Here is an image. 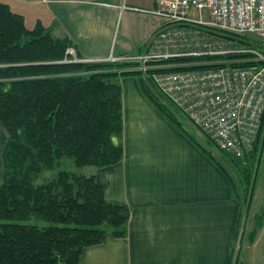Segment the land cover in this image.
<instances>
[{
	"label": "trees",
	"instance_id": "trees-1",
	"mask_svg": "<svg viewBox=\"0 0 264 264\" xmlns=\"http://www.w3.org/2000/svg\"><path fill=\"white\" fill-rule=\"evenodd\" d=\"M229 39L264 51L263 40L236 34ZM71 45V40L53 36L41 22L27 27L23 15L0 0V123L8 135L0 181V264H79L84 249L103 242L108 232L126 236L130 208L109 202L95 175L60 169L50 180H37L63 157L72 158L78 167H105L122 160L119 77L128 75L137 77L159 111L229 177L239 203L233 243L241 239L262 161L264 115L252 151L237 157L221 150L224 158H220L183 126L178 107L149 75L129 69L128 62H64ZM250 55L239 54L243 61L234 64H253ZM32 217L51 225L20 222ZM263 217L264 210L257 216L259 223ZM234 251L232 247L231 264H241L238 252L234 260Z\"/></svg>",
	"mask_w": 264,
	"mask_h": 264
},
{
	"label": "crops",
	"instance_id": "crops-1",
	"mask_svg": "<svg viewBox=\"0 0 264 264\" xmlns=\"http://www.w3.org/2000/svg\"><path fill=\"white\" fill-rule=\"evenodd\" d=\"M1 1L27 27L41 22L87 59L138 52L163 23L153 12L156 0ZM119 81L123 158L79 174L95 175L109 202L130 208L127 233L108 232L84 249L79 264H231L239 203L229 177L159 111L137 77ZM259 220L246 225L241 264H264V217Z\"/></svg>",
	"mask_w": 264,
	"mask_h": 264
},
{
	"label": "built area",
	"instance_id": "built-area-1",
	"mask_svg": "<svg viewBox=\"0 0 264 264\" xmlns=\"http://www.w3.org/2000/svg\"><path fill=\"white\" fill-rule=\"evenodd\" d=\"M153 12L163 23L142 50L87 59L69 46L64 60L134 64L219 149L243 157L253 150L264 115V51L229 38L264 40V0H156ZM241 53L252 54L254 63L234 64L243 61Z\"/></svg>",
	"mask_w": 264,
	"mask_h": 264
},
{
	"label": "rangeland",
	"instance_id": "rangeland-1",
	"mask_svg": "<svg viewBox=\"0 0 264 264\" xmlns=\"http://www.w3.org/2000/svg\"><path fill=\"white\" fill-rule=\"evenodd\" d=\"M262 42L264 45V40ZM63 61L64 62H72V61H65V60H63ZM102 61L119 62V61H114V60H102ZM123 63H127V62H123ZM128 63H129L128 68L133 70L132 68H134V64H132L130 62H128ZM176 113H177V116L179 117V119L182 121L183 126L188 131H190L192 134H194L195 138L200 143H202L208 149H211L220 158H224V157H222L223 152H221V149H219L213 142L210 141L208 136L187 116L186 113H184L180 108L176 109ZM7 137H8L7 132H6L5 128L2 126V124L0 123V181L2 180V176H3V172H4L3 160H2V151L4 149ZM225 163L235 173V171H234L235 169L232 167V165L227 161ZM92 168H93L92 165L78 167V166H76V164L72 158L63 157L60 161V164L56 168L45 170L40 175V177L38 178L37 183H40V182H43L46 180H50L51 178H53L55 176V174L60 169H67V170L75 171L78 173H89L90 169H92ZM246 207H247V205L243 208V211H245ZM263 209H264V159L262 158V161L259 164L258 170L256 172V181H255V186L253 188V193H252V197H251L250 211L246 217L245 225L242 226L240 229L241 230V239H238L237 241H235L233 243V247L235 249L234 260H236L237 252H238V255L240 257L241 247L246 241L243 239L244 232H245L246 227H247L246 225L250 222L252 217H255L256 215L258 216L259 214L261 215L263 213V211H262ZM243 218H244V216H243ZM20 222L37 224L41 227L51 225V222H48L45 220H38L35 217H32L28 221H20ZM242 224H243V222H242ZM242 232H243V236H242ZM246 237H245V239H246Z\"/></svg>",
	"mask_w": 264,
	"mask_h": 264
}]
</instances>
